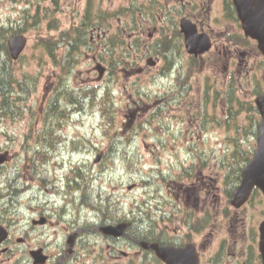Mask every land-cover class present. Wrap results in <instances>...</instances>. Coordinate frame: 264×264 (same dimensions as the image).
Listing matches in <instances>:
<instances>
[{"label": "rangeland", "instance_id": "374dc122", "mask_svg": "<svg viewBox=\"0 0 264 264\" xmlns=\"http://www.w3.org/2000/svg\"><path fill=\"white\" fill-rule=\"evenodd\" d=\"M220 1L212 0L211 20L202 26L213 37L212 49L199 58L200 66L188 84L190 89L186 94L180 93L176 104V70L180 64L189 68L193 62L183 52V43L179 44L182 52L178 54L175 45L163 46L161 39L162 33L175 39L172 29L176 20L183 15L191 17L178 0H59L57 6L52 0H45L39 5L38 16L27 21L22 19L26 0H0V23L26 29L27 46L20 59L13 62L14 74L19 78L37 75L38 79L35 90L21 104L22 114L14 120L0 118V154L8 152L10 157L0 166V214L10 225L12 241L7 246L9 250L13 247L7 253L0 248V264H31L29 250L37 247L44 248L51 256L49 264H54L60 256L67 255L68 235L75 232L78 237L81 228L85 230L76 237L75 251L64 264H140L139 246L125 239L109 242L89 229L95 221H103L99 216L102 206L115 202L118 208L112 209L111 214H118L122 221L144 202L153 205L164 199L169 181L163 176H176L182 171L181 165H213L214 175L215 171L224 175L228 163L243 162V156L240 162L231 156L233 146L229 140L235 138L239 142L243 155L255 147V137L248 129L253 115L237 103L230 115L228 96L234 91L243 104L264 90V58L256 47H240L238 50L244 52L242 57L238 55L240 69L234 78L225 75L223 55L219 52L235 51L238 45L227 41L241 40L232 35L243 32L223 18ZM159 4L164 7L161 11L157 10ZM88 9L97 14H117L119 18L102 20L103 25L110 27H101L90 36L93 50L80 48L81 55L66 82L69 87H94L97 100L107 91L114 127L107 131L101 114L103 106L98 101L85 109L71 106L63 117L52 118L48 125L53 140L61 142L45 146L42 138L46 136V106L56 97L57 90L60 92L63 82L58 80L59 68L35 46V41L38 36L59 39L62 31L80 24ZM52 18L57 21L56 29ZM106 20L108 23H104ZM122 30L127 32L121 34ZM111 40L115 41L116 51L107 56L104 50ZM123 44L129 52L121 51ZM120 55L126 68L112 64L110 68V59ZM96 62L106 69L102 78L98 77ZM111 135L118 142L112 141ZM112 143L118 152L113 151ZM36 147L46 152L37 157ZM97 156L101 157L96 162ZM78 167L86 176L85 199L81 189L68 187L67 183ZM13 191L14 196L9 195ZM101 194L111 199L102 202ZM221 194L226 192L221 190ZM244 211L252 212V220L258 224L263 219L264 205L255 202ZM35 214H48L49 222L43 226L35 223L37 227L32 230L31 219L40 220ZM134 214L137 217L138 213ZM136 226L134 231L139 235ZM20 229H28L22 233L29 232V236L23 246L17 247L15 238L21 234ZM226 229L215 230L221 234L214 237L213 249Z\"/></svg>", "mask_w": 264, "mask_h": 264}, {"label": "flooded vegetation", "instance_id": "af4514ba", "mask_svg": "<svg viewBox=\"0 0 264 264\" xmlns=\"http://www.w3.org/2000/svg\"><path fill=\"white\" fill-rule=\"evenodd\" d=\"M157 1L150 0L152 3H158ZM178 2L179 4L182 3L185 10H189L191 17L181 16L176 22L173 21L175 26L185 18L190 20L200 32H206L202 26L205 21L207 23L211 20L209 12L212 0H178ZM220 2L222 3L223 18L239 27L232 0H221ZM162 8L164 7L159 4L157 10ZM179 12V14H182V10ZM206 33L210 36L211 42H213L211 33ZM236 36H240L241 40H235L234 42V39L231 38L232 41H227L230 45H238L235 51H229L228 54L219 52L223 55L221 61H224L225 75L230 74L229 77L233 78L235 77V72L241 66V59L238 55L241 57L244 55V52L238 49L245 47L247 50H251L250 46L256 47V43L253 40L242 36L241 33L232 35V37ZM228 39L227 35L226 40ZM177 43H181L179 33ZM196 60L199 62V59ZM242 67H244V64ZM175 97L174 100L177 101L179 94L176 93ZM213 171V165L210 167L207 164L196 165L193 163L179 177L175 176L173 180H169L167 194L162 196L164 199L155 201L153 205L147 204V209L140 212L142 214L140 236L143 242L148 246L156 245L161 247L169 255L172 252H178L179 259L183 263L188 264H263L259 251V227L264 220V211L263 219L258 224L252 220L255 216L251 214L252 212L244 211L246 207L254 205L255 202L264 205L263 195L258 189L253 188L248 200L242 206L236 208L232 205L233 192L241 180L236 179L234 183H228L227 178H225L227 171L224 175L218 171H215L214 175ZM220 187L222 191L226 192L225 195L221 194ZM102 214L109 216L111 212ZM102 214H99L101 218ZM35 215L40 220L31 219L32 230L37 226H43L45 222L46 224L49 222L48 214ZM259 215L262 217V214ZM2 216L3 214H0V218ZM38 221L42 223L40 225L35 224H39ZM109 224L111 222L99 220V222L95 221L93 227L89 229L100 233L98 229ZM31 225L27 222L28 229H31ZM218 228H227L226 234H223L224 236L217 240L216 247L213 249L212 242L214 237L217 238L221 234L219 232L214 233ZM28 229H20L21 234L15 238L17 247L23 246V243L26 242V236H29V232L22 233V231H28ZM8 230V239L0 245L2 253H7L13 248L9 250L7 246L12 241V232L9 226ZM84 230L82 228L79 229V234ZM124 239L134 244L135 238L130 233ZM107 240L113 242L114 239L109 238ZM37 249L42 250L48 257L45 264L51 263V256L45 253L42 247L32 248L29 253ZM140 257H142L143 264H147L148 261L156 264H167L166 260L158 257L150 247L141 249Z\"/></svg>", "mask_w": 264, "mask_h": 264}, {"label": "trees", "instance_id": "16d2710c", "mask_svg": "<svg viewBox=\"0 0 264 264\" xmlns=\"http://www.w3.org/2000/svg\"><path fill=\"white\" fill-rule=\"evenodd\" d=\"M45 0H26V6L22 10V19L24 21H27L29 18L33 17L36 18L39 14V5L41 2ZM53 3L57 6L59 4V0H52ZM91 1V0H90ZM35 9L32 14V11ZM122 11H128L129 9L123 8ZM134 10H132L130 13H133ZM106 17H117L119 16L116 14V16L112 14H108L107 12H102L97 14L95 12H92L90 9H88L84 15V18L81 20L80 24L76 26L74 29H69L67 31L61 32V37L59 39H52V38H46L43 36H38L35 41V46L37 48H40L42 52H44L46 55H48L55 66L59 68V75L58 80L63 82V86L60 87V92L57 90V95L55 98L51 99L49 103L46 106V112L45 115L49 117L47 120V127L46 130H49L48 125H50L51 119L54 117H63L65 113L67 112L68 107L74 106L77 108V105L80 109H85L87 106L94 105L97 101L101 103L103 106L101 110V114L103 117H105L106 120V129L108 132H110V129L114 127V122L112 121V113L109 112V105L108 102L109 94L108 92H104V94L97 100V92L94 87H69L67 81V75L71 74L73 71V68L76 66V61L78 60V57L81 55L80 48L81 47H87L89 50H93L90 40V35H93L96 33V31L99 30V28H109L110 25H103L102 20H105ZM35 22L40 23V21H37L35 19ZM52 22L55 25L54 29L57 27V21L52 18ZM104 23H108L107 20ZM176 26L174 25L172 29V33L176 37ZM26 31L25 28H22L21 26L17 25L13 27L11 24H4L0 23V118L5 117L12 119L15 116H20L22 114V108L21 104L24 102L26 97H28L34 90L38 83L37 75L31 76L27 75L23 78H19L14 74L13 70V62L9 56L7 46H6V40L15 34H23ZM124 31L127 32V30H122L121 34H124ZM120 34V35H121ZM166 37V38H164ZM162 42L161 44L163 46L166 45H175V52L178 53L179 50V44L177 43L176 39L171 40L166 34L162 33ZM118 42V41H117ZM115 41L111 40V45H109L106 50H104L105 54L109 56L110 54H113L116 50L114 47ZM121 51L129 52V48L125 46V44L120 45ZM60 51V53H58ZM180 54V52H179ZM123 55H120V58H115L114 60L109 61L110 68L111 64L112 66L118 65L119 67L122 66V68H126L124 59L122 58ZM164 57L167 59V57L164 55ZM100 59L102 61H105V58L103 57V54H100ZM181 72V68L178 69V77L176 79V84L179 85V92L186 94L190 87H188L190 79L194 76V74L197 72V66L191 65L187 70H184V72ZM229 101V109L228 113L232 115V107L235 103L238 104V106L242 109H245L243 107H246V111L249 113H252L253 120L251 122V125L249 126V133L252 136H255L256 134V127L258 124L257 112L256 109L252 106L250 102H241L235 97L234 91H232L228 96ZM249 107V108H248ZM109 113V116H108ZM52 131V129H51ZM47 136V137H46ZM45 137L42 138L44 141L45 146L53 147L54 141L52 138V135L47 133ZM111 139L113 140V136L111 135ZM230 143L232 144V154L236 159L235 162L243 161L241 164H232L229 166L227 170L226 177L228 183H234V180L239 179V174L242 170V164L247 162L249 158L252 155L253 147H250L244 155L242 154V151L239 146V142L235 138H230ZM118 142V141H114ZM254 145V144H253ZM112 146L115 147V143H112ZM113 151L118 152L117 148ZM40 153H44V151L37 152V157ZM44 157V155H42ZM243 158L239 160L240 157ZM39 158H41L39 156ZM73 170V169H72ZM74 176H71L70 178H67L68 181V187H76L77 189H81L82 191V197L85 199L87 197L88 193H86L84 186V178L86 176H83V172L79 169L74 168L73 170ZM78 178V179H77ZM81 179V182H80ZM79 180V181H78ZM230 181V182H229ZM74 182L73 184H70ZM227 184V183H226ZM15 192H10L9 195L14 196ZM100 198L102 199V202L107 199H111L110 196H103V194L100 195ZM117 206L115 202H111L106 206H102L100 209V212L106 213L111 212L112 209L117 210ZM102 217L105 218V214H102ZM124 219V218H123ZM140 219V220H139ZM139 219H133V226H132V233H134L135 226L134 224L137 223V228L140 229L141 227V217ZM111 222L119 221L121 219H118V214L113 216V214H110L109 218L107 219ZM135 221V222H134ZM139 233V232H137ZM131 234V233H130ZM134 236L133 234H131ZM135 239L141 240L140 234L137 236H134Z\"/></svg>", "mask_w": 264, "mask_h": 264}, {"label": "water", "instance_id": "95a60500", "mask_svg": "<svg viewBox=\"0 0 264 264\" xmlns=\"http://www.w3.org/2000/svg\"><path fill=\"white\" fill-rule=\"evenodd\" d=\"M238 19L241 22L242 29L246 37L257 41L258 49L264 56V0H232ZM181 33L184 35V45L187 53L198 55L210 49V40L205 34H198L196 27L188 20L180 22ZM27 44L26 37L15 35L7 41V47L12 60H17ZM99 75L102 76L104 69L101 66L96 67ZM255 105L261 117L257 127L256 149L252 158L242 172V181L233 195L232 204L238 208L246 202L253 187H257L264 195V92L255 99ZM6 160V155H0V164ZM97 161V160H96ZM128 224L122 223L114 226H105L100 231L112 237H120L125 234ZM260 240L259 251L264 264V221L259 227ZM7 238V231L0 226V243ZM74 236L69 237L68 242ZM141 247H150L156 252V255L166 260L167 264H188L183 263L178 252H172L169 255L165 249L152 245L148 246L138 242ZM72 246V244L70 245ZM72 248L70 249V251ZM30 255L33 264H44L47 256L42 254V250L31 251Z\"/></svg>", "mask_w": 264, "mask_h": 264}]
</instances>
